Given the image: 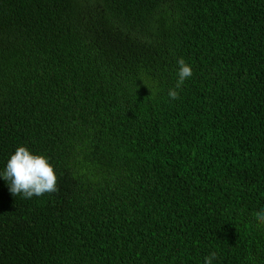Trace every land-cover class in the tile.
<instances>
[{
	"label": "trees",
	"instance_id": "trees-1",
	"mask_svg": "<svg viewBox=\"0 0 264 264\" xmlns=\"http://www.w3.org/2000/svg\"><path fill=\"white\" fill-rule=\"evenodd\" d=\"M18 146L59 191L0 178V264H264V0H0Z\"/></svg>",
	"mask_w": 264,
	"mask_h": 264
},
{
	"label": "clouds",
	"instance_id": "clouds-1",
	"mask_svg": "<svg viewBox=\"0 0 264 264\" xmlns=\"http://www.w3.org/2000/svg\"><path fill=\"white\" fill-rule=\"evenodd\" d=\"M178 65L175 86L168 90L170 100L179 99V91L187 79L193 76L191 65L183 57L176 61ZM0 178L8 182L9 192L13 196L23 199H32L45 194L59 191L58 177L54 167L49 163L48 157L42 154H33L26 146H18L10 156L6 167L0 172ZM258 226L264 225V209L254 213ZM216 253L212 252L204 257L203 264H214Z\"/></svg>",
	"mask_w": 264,
	"mask_h": 264
}]
</instances>
